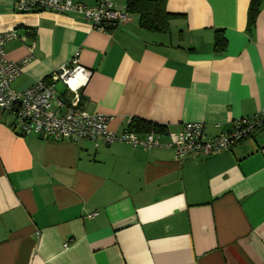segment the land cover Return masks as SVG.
<instances>
[{"label": "crops", "instance_id": "0c3cea01", "mask_svg": "<svg viewBox=\"0 0 264 264\" xmlns=\"http://www.w3.org/2000/svg\"><path fill=\"white\" fill-rule=\"evenodd\" d=\"M16 1L0 0V32L19 35L6 56L27 59L16 90L79 51L92 70L83 108L117 133L139 118L165 126L162 141L190 121L217 135L264 108V0L251 31V0H167L179 16L166 33L138 14L101 31L75 13L18 12ZM14 123L0 110V264H264V127L179 160L172 147L55 141Z\"/></svg>", "mask_w": 264, "mask_h": 264}, {"label": "built area", "instance_id": "2783aa9c", "mask_svg": "<svg viewBox=\"0 0 264 264\" xmlns=\"http://www.w3.org/2000/svg\"><path fill=\"white\" fill-rule=\"evenodd\" d=\"M15 9L22 13L43 10L75 13L101 31L114 29L131 16L126 4L117 8L113 0H97L93 5L75 0H17ZM17 38L16 29L0 32V110L14 115V126L21 135L34 134L55 141L86 139L97 145L121 142L143 148L172 147L177 159L182 160L189 156L207 157L229 150L264 125L263 108L254 115L234 120L229 130L217 135H209L202 121L184 123L179 132L168 134V141H162L161 135L154 131L140 135L127 128L117 133L111 128L110 116L83 108L82 91L92 76V70L80 63L79 51L49 77L25 89H14L12 83L20 76L27 59H8L5 46ZM58 83L64 85L63 92L58 90Z\"/></svg>", "mask_w": 264, "mask_h": 264}, {"label": "trees", "instance_id": "16d2710c", "mask_svg": "<svg viewBox=\"0 0 264 264\" xmlns=\"http://www.w3.org/2000/svg\"><path fill=\"white\" fill-rule=\"evenodd\" d=\"M167 0H126V7L131 14H138L140 26L148 31L166 33L170 30V21L177 18L178 14L169 13L166 9ZM261 0H251L248 10L249 31L255 25L260 11ZM112 29V28H111ZM109 30V29H108ZM227 46L223 31L217 30L215 33V51L222 52ZM262 125L259 129L263 128ZM129 129L136 132H158L166 133V127L158 123L144 119L133 118Z\"/></svg>", "mask_w": 264, "mask_h": 264}, {"label": "rangeland", "instance_id": "374dc122", "mask_svg": "<svg viewBox=\"0 0 264 264\" xmlns=\"http://www.w3.org/2000/svg\"><path fill=\"white\" fill-rule=\"evenodd\" d=\"M61 86H62V84L61 83H58V86L57 87L60 88Z\"/></svg>", "mask_w": 264, "mask_h": 264}]
</instances>
